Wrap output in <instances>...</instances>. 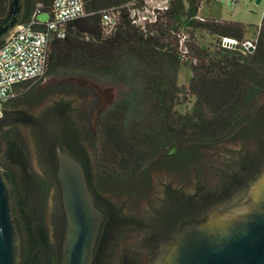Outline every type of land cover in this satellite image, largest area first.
<instances>
[{
    "label": "trees",
    "instance_id": "obj_1",
    "mask_svg": "<svg viewBox=\"0 0 264 264\" xmlns=\"http://www.w3.org/2000/svg\"><path fill=\"white\" fill-rule=\"evenodd\" d=\"M145 1L82 0L85 15L67 22L64 37H53L49 43L44 76L79 74L98 81L124 82L128 87L127 93L98 118L96 165L115 175L137 178L170 151L207 148L237 138L255 140V151L243 154L238 161L239 169L246 171L249 164L258 162L252 168L255 172L264 156V124H259L264 121V13L255 48L251 52L228 50L220 47L219 39L242 41L247 27L200 17L198 11L204 0H171L155 22L141 29L131 24L129 6H141ZM52 3L26 0L23 22L34 13H46L50 18ZM7 6L8 0H0V22ZM109 9L116 13V25L106 34L101 12ZM197 29L214 36L215 45L197 44ZM182 35L186 36L184 51L179 45ZM181 66L190 70L187 86L177 83ZM40 80L18 85L16 97ZM185 92L194 97V102L188 112L181 114L175 106ZM55 109L62 118L57 127L59 143L86 166L89 158L81 142L84 131L74 123L66 104ZM10 120L0 121L4 141L0 168L11 189L13 216L22 243L20 264H60L61 248L52 244L45 219L52 182L31 170L27 143L19 129V123L35 126L38 121L21 111H15ZM252 130L256 132L252 138L241 135ZM45 146L42 149L46 157L53 160L54 144L48 149ZM49 171L57 184L56 164ZM245 181L237 170L222 178V187L228 182L240 185ZM228 191L225 188L222 196L196 194L194 203L201 202L202 208V197H223ZM100 206L106 219L93 264H99L112 230L126 222L111 207ZM63 216L61 198L57 197L56 217L61 221ZM123 259L121 264H129L126 257Z\"/></svg>",
    "mask_w": 264,
    "mask_h": 264
},
{
    "label": "rangeland",
    "instance_id": "obj_2",
    "mask_svg": "<svg viewBox=\"0 0 264 264\" xmlns=\"http://www.w3.org/2000/svg\"><path fill=\"white\" fill-rule=\"evenodd\" d=\"M263 13L264 0L258 5L255 4V0H204L198 11V15L205 19L243 24L247 27L245 38L255 36ZM37 18L44 22L47 20V14L40 13ZM194 41L202 47L215 45V37L201 29L195 30ZM189 77V68L181 66L178 71V85L187 86ZM127 91L128 87L124 82L98 81L84 75L61 73L58 77L43 78L31 87L23 89L22 94L5 106L7 111H21L37 120L35 127L40 133L48 127L61 125L62 118L55 107L66 104L74 123L84 131V139L81 142L89 158L85 167L95 194L86 177L89 192L100 211L104 213L100 204L109 209L111 207L118 218L126 221L112 230L99 264H116L120 255L122 258L126 257L130 264L149 261L152 255L151 247L140 244L146 235L150 219L147 207L156 208L158 203L155 199H159L165 182L168 189L182 195L191 194L194 186L209 193H216L222 186V175H227V170L232 169L231 164L236 161V154L242 156L255 151V140L245 142L236 138L207 148L180 147L175 152L170 151L137 178H127L102 170L96 165L98 118ZM105 97H109L110 101L105 103ZM193 102L194 97L185 92V95L179 98L175 110L184 114L191 109ZM101 106L102 109L97 114ZM259 122L260 125L264 124V121ZM25 126L27 125L19 123L20 132L27 143L30 168L35 174L52 182L47 193L45 219L50 240L54 246L60 245L62 256L66 220L65 216L61 221L56 217V194L60 185L58 180L56 184L50 171L36 158L31 142L25 134ZM255 133V130L243 131L241 135H249L252 138ZM59 145L65 146L62 143ZM3 150L4 141L0 136V156ZM94 195L100 204H97Z\"/></svg>",
    "mask_w": 264,
    "mask_h": 264
},
{
    "label": "water",
    "instance_id": "obj_3",
    "mask_svg": "<svg viewBox=\"0 0 264 264\" xmlns=\"http://www.w3.org/2000/svg\"><path fill=\"white\" fill-rule=\"evenodd\" d=\"M25 1L8 0V11L0 22V43L7 41L23 22ZM260 2L261 0H255L256 5ZM55 156L56 177L66 220L61 264H93L105 214L98 209L89 192L81 162L65 146L61 147L59 144L55 147ZM236 157L234 164H231L232 169L227 170V175L238 170L241 180L246 181L224 198L212 200L202 209L199 207L201 202L187 207L186 200L182 197H195L196 194L209 192L194 186L191 194L182 195L168 189L165 182L159 199H155L158 203L156 208L147 207L150 213L148 225L152 223L155 231L170 226L176 215L183 210L200 209L184 218L159 264H264V156L253 173L252 168L257 167L258 162L249 164V171L240 170L238 161L241 156L236 154ZM226 186L230 190L235 184L228 182ZM223 190L224 187L221 186L217 195H221ZM165 191L168 192V198L162 205ZM240 197L243 198L236 202ZM156 209L158 212L154 213ZM149 232L147 229L146 234ZM145 238L146 235L140 244L151 247L149 261L158 258L160 243L151 244ZM21 255L22 245L14 221L11 191L0 168V264H20ZM122 259L120 255L116 264ZM149 261L141 264L151 263Z\"/></svg>",
    "mask_w": 264,
    "mask_h": 264
},
{
    "label": "built area",
    "instance_id": "obj_4",
    "mask_svg": "<svg viewBox=\"0 0 264 264\" xmlns=\"http://www.w3.org/2000/svg\"><path fill=\"white\" fill-rule=\"evenodd\" d=\"M170 1L146 0L141 6L130 5L131 24L144 29L146 25L156 21L158 13L166 10ZM84 15L82 0H53L50 18L41 22L37 18L38 14L34 13L29 20L18 25L10 38L0 45V117L5 104L17 96L18 85L34 83L44 77L51 39L64 37L63 26ZM101 17L105 33L109 34L116 25V13L113 9L103 10ZM185 38L182 35L179 40L182 51L185 50ZM256 42L257 34L242 41L231 37L219 39V45L224 49L240 48L248 52L255 48Z\"/></svg>",
    "mask_w": 264,
    "mask_h": 264
},
{
    "label": "flooded vegetation",
    "instance_id": "obj_5",
    "mask_svg": "<svg viewBox=\"0 0 264 264\" xmlns=\"http://www.w3.org/2000/svg\"><path fill=\"white\" fill-rule=\"evenodd\" d=\"M46 77H49V76H44L43 78H46ZM109 101H110V98L108 97V98H106L105 103L109 102ZM101 109H102V106L98 110L97 114H99V111H101ZM13 116H15V111H13V110L12 111H7V110H5V107H4L3 108V115H2V117H0V121L1 120H7V119H9V118H11ZM24 131H25V134L28 136V138H29V140L31 142V145H32L33 150H34L35 155H36V158L43 165V167L45 169H47V170H50L53 166H55V164L57 165L56 156L53 158V160L51 158L48 159L46 157V152H44V149H42V146H45V144H46L45 147H47V149L52 144H54V147L59 144L60 135H59V130L57 129V127H55V125H54V126L48 127V129H46L45 131L39 133L35 126L27 125V126H25ZM55 139H56V141H55ZM52 142H54V143H52ZM47 143H48V145H47ZM81 164L84 167V170H85V173H86V177H87V180H88V184H89L93 194H95L94 190H93V184H92V182L90 180V177L87 174L86 167L83 164V162H81ZM240 185H236L235 184V186L232 189H230L228 191V193H230V191H232L234 188H236L237 186H240ZM168 192L170 193L171 191L169 190ZM168 192L165 191V197H162V200H161L162 201V205L165 204V202H166V200L168 198L167 197ZM56 195H57V197H61L60 188L57 189V194ZM94 198H95L97 204H99V202H98L97 198L95 197V195H94ZM182 198L184 200H186L185 202H186V206L187 207L195 206V203H194L195 197L187 196V197H182ZM202 198H203L202 201L204 202L202 204L203 205L202 208H204V206L208 205L212 200L219 199V198H224V196L223 197H202ZM242 198L243 197H240L236 202H238ZM198 210H200V209H197V210L188 209L186 211L183 210V212H179L178 215H176L177 217H175L173 219V221H172L170 226H166V228L165 227L164 228H159V230H157V231L153 230L152 223H150V225H147V227H148L147 229H149L150 232H149V234H146L145 241L146 242H150L151 244H155V245H157L158 242H159L160 243L159 246H160V250H161V252L159 254V257L156 258V259H151V261H149L151 263H149V264H159L162 261L166 250L171 245L176 233L178 232L179 226L183 222L184 218L193 215L195 213V211H198ZM157 212H158V209H156L154 213H157ZM206 213H208V212H206ZM155 218H156V216L153 217V221H155ZM161 229H162V231H161ZM93 263H94V260H93ZM121 263H124V259L120 260L119 264H121ZM128 263L130 264L131 262L128 261Z\"/></svg>",
    "mask_w": 264,
    "mask_h": 264
}]
</instances>
